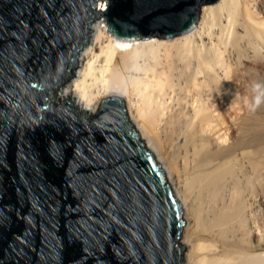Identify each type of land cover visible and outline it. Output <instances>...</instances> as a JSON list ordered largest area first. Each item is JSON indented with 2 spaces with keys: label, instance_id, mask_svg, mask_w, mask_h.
<instances>
[{
  "label": "water",
  "instance_id": "95a60500",
  "mask_svg": "<svg viewBox=\"0 0 264 264\" xmlns=\"http://www.w3.org/2000/svg\"><path fill=\"white\" fill-rule=\"evenodd\" d=\"M216 1L0 0V264H186L184 204L126 100L53 101L96 15L170 39Z\"/></svg>",
  "mask_w": 264,
  "mask_h": 264
},
{
  "label": "bare ground",
  "instance_id": "6f19581e",
  "mask_svg": "<svg viewBox=\"0 0 264 264\" xmlns=\"http://www.w3.org/2000/svg\"><path fill=\"white\" fill-rule=\"evenodd\" d=\"M94 18L54 100L92 115L108 95L126 100L184 204L186 264H264V0L204 4L170 39L119 40Z\"/></svg>",
  "mask_w": 264,
  "mask_h": 264
},
{
  "label": "rangeland",
  "instance_id": "374dc122",
  "mask_svg": "<svg viewBox=\"0 0 264 264\" xmlns=\"http://www.w3.org/2000/svg\"><path fill=\"white\" fill-rule=\"evenodd\" d=\"M101 2V4L99 5V7H104L105 5L107 6L108 4H107V1H100ZM96 19L97 18H94V20H92V23H91V25H93V23H94V21H96ZM105 19V18H104ZM92 39H94V34H93V32L92 33H90V34H88V37H87V41H86V44L84 45V46H87V45H89L93 40ZM81 53V52H80ZM80 53H79V58H80ZM80 66H81V62L80 61H78V64H77V69H76V73L74 74V76L70 79V80H72V79H74L75 77H76V75L78 74V72H79V69H80ZM69 80V81H70ZM68 82V81H67ZM67 82L65 83V84H67ZM63 87H64V84L57 90V93L56 94H59V93H61V91H63ZM62 100H64V99H62ZM74 100V99H73ZM54 101H56V102H54ZM53 101V103H55L56 105L59 103V100H54ZM77 107V106H76ZM127 108H128V106H127ZM78 109H80L79 107H78ZM81 110V109H80ZM82 111V110H81ZM84 112V111H83ZM128 112H129V110H128ZM89 114V113H88ZM130 114V113H129ZM131 117V116H130ZM133 121V120H132ZM134 122V121H133ZM135 123V122H134ZM135 125H136V127H137V124L135 123ZM138 129V128H137ZM172 184V183H171ZM187 250V249H186ZM185 254H186V251H185Z\"/></svg>",
  "mask_w": 264,
  "mask_h": 264
},
{
  "label": "clouds",
  "instance_id": "9594fccd",
  "mask_svg": "<svg viewBox=\"0 0 264 264\" xmlns=\"http://www.w3.org/2000/svg\"><path fill=\"white\" fill-rule=\"evenodd\" d=\"M262 101H264V97H262V96H257L256 97L255 102H256L257 105H259Z\"/></svg>",
  "mask_w": 264,
  "mask_h": 264
}]
</instances>
